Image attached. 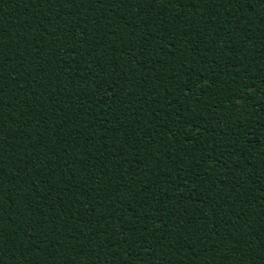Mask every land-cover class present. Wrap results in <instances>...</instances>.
<instances>
[{"label":"trees","instance_id":"1","mask_svg":"<svg viewBox=\"0 0 264 264\" xmlns=\"http://www.w3.org/2000/svg\"><path fill=\"white\" fill-rule=\"evenodd\" d=\"M0 264H264V0H0Z\"/></svg>","mask_w":264,"mask_h":264}]
</instances>
